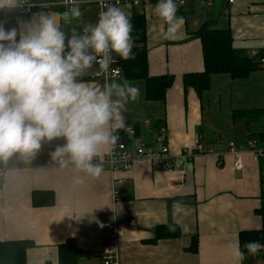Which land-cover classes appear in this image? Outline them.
<instances>
[{
    "label": "crops",
    "instance_id": "crops-1",
    "mask_svg": "<svg viewBox=\"0 0 264 264\" xmlns=\"http://www.w3.org/2000/svg\"><path fill=\"white\" fill-rule=\"evenodd\" d=\"M62 1L26 0L45 9L0 11V23L19 32L40 13H63L65 9L59 7ZM187 2L177 9V17L183 20L174 39L163 37L167 25L155 12L156 2L116 5L130 20L134 14L146 18L149 75L174 76L165 101L148 100L145 80H128L139 88L140 95L123 112L125 126H137L140 140L152 149H158V135L164 137L174 155L170 169L162 163L143 161L129 172L112 173L105 162L107 147L93 161H102V174L91 178L71 164L61 168L51 160L50 153L64 144L63 139L43 142L35 158L16 154L0 161V242H31L34 247L26 252L27 264H58V248L69 240L91 254L78 264H100L108 244L102 227L106 221L118 222L120 264H264V252L245 253L243 261L235 258L240 233L262 230L257 211L264 180L261 164L251 152L236 155L230 151V143L240 148L249 144L247 124L234 120V114L264 115V68L242 79L213 74L209 89L199 95L192 88L186 91L183 84L185 75L204 71L202 45L194 34L205 22H215L221 30L231 29L235 48L250 57L261 48L264 0H238L230 6L225 0H216L210 9L196 0ZM80 8V20L70 24L60 20L68 37L72 29L83 34L85 25L98 20L97 6ZM132 37L135 42L133 33ZM98 69L94 64L84 76L90 78ZM84 82L98 88L104 85L91 78ZM155 124L160 125L153 128ZM263 125L264 121L252 127L263 129ZM197 144L204 147L202 152ZM187 148L193 157L181 158ZM77 177L83 182L76 183ZM114 188L120 191L116 202ZM46 191L55 195L54 203L33 206L32 194ZM162 225H177L180 236L154 242ZM194 236L198 237L197 253L190 252Z\"/></svg>",
    "mask_w": 264,
    "mask_h": 264
},
{
    "label": "clouds",
    "instance_id": "clouds-1",
    "mask_svg": "<svg viewBox=\"0 0 264 264\" xmlns=\"http://www.w3.org/2000/svg\"><path fill=\"white\" fill-rule=\"evenodd\" d=\"M25 2L0 0V11H12ZM65 3L72 7L63 13H40L19 32L0 23V161L16 154L35 158L43 142L63 139L64 144L50 153L51 160L61 168L71 164L77 172L98 178L103 163L93 161L102 149L119 141L117 133L125 129L123 112L139 98L140 90L128 80L106 81L98 88L80 78L94 64L107 71L113 54L133 59V25L124 11L107 4L94 24L84 26L83 34L74 28L68 37L60 20L70 24L83 12L77 0ZM177 9L174 0H158L155 6L167 25L164 39H174L178 33L183 17H177ZM75 182L83 181L77 177ZM261 247L259 241L244 244L249 255ZM235 258L245 259L238 243Z\"/></svg>",
    "mask_w": 264,
    "mask_h": 264
},
{
    "label": "trees",
    "instance_id": "trees-1",
    "mask_svg": "<svg viewBox=\"0 0 264 264\" xmlns=\"http://www.w3.org/2000/svg\"><path fill=\"white\" fill-rule=\"evenodd\" d=\"M181 16V15H179ZM133 34L136 36L132 52L134 58L122 60L117 56V63L121 68V77L124 80H145L148 100L165 101L170 87L174 83V76L152 77L148 72V47L146 33V18L142 14H134L132 20ZM202 45V56L204 59V71L199 74H188L184 76L183 84L186 91L192 88L199 93L209 89V80L213 74H230L235 79H242L252 71L261 67L259 58L250 57L243 49H237L233 43L232 31L218 29L215 22H205L194 34ZM83 81H89V77H81ZM234 120L245 121L249 129L248 147L250 143L255 144V148L264 149V125L263 129L252 127L253 123L264 121V115L257 112L235 113ZM160 125V124H158ZM155 124L153 128L158 126ZM136 130L138 127L135 126ZM161 134V131H157ZM261 164L262 179L264 180V158L259 160ZM33 206L47 207L54 203L55 195L52 192H34ZM261 208L257 211L262 219V230L242 232L239 235L240 250L247 253L244 244L248 241H259L264 245V190L261 194ZM169 226H172L171 228ZM157 237L154 242L163 238L176 239L180 236L178 226L162 225L156 230ZM198 237H192L190 252H198ZM34 245L29 241H7L0 242V264H27V251ZM58 264H78L81 258L89 257L91 254L78 249L73 240H69L59 246ZM261 247L259 252L263 253Z\"/></svg>",
    "mask_w": 264,
    "mask_h": 264
},
{
    "label": "built area",
    "instance_id": "built-area-1",
    "mask_svg": "<svg viewBox=\"0 0 264 264\" xmlns=\"http://www.w3.org/2000/svg\"><path fill=\"white\" fill-rule=\"evenodd\" d=\"M188 0H174L175 3L178 4V8L181 9L185 7ZM227 4L234 5L238 0H225ZM158 3V0H77V4L79 7L85 5H94L99 8V11L106 10L105 6L107 4L112 5H122V4H133L138 5V3ZM202 4L206 9L213 8L216 0H196ZM59 7H62L67 10V8L72 7L71 4H66L65 0L59 3ZM45 9L44 5H31L27 2L23 4L22 7H19L23 12H31L33 9ZM251 57L259 58L261 67L264 68V40H262V46L259 50H255L252 53ZM114 62L110 64L107 71L99 67L98 71L90 76L91 80L100 84H104L106 81L110 82L116 79H122L121 77V68L117 63V56L113 54ZM119 135V141L114 147H109V151L105 156V162L109 165L110 171L112 173L117 172H129L133 168V166L139 162L149 161L153 164H164L167 168H171V165L174 163V155H172V151L170 146L165 143L164 137L158 135L156 138V143L158 145V149L154 150L148 146L146 141H141L135 126L129 125L125 126V129L119 130L117 133ZM197 150L202 152L204 147L197 144ZM248 150L252 153L254 160L259 162L260 159L264 158V149L255 148L254 143H250L249 147L240 148L235 144L230 143V151L236 155L239 153ZM181 158L188 159L192 158L193 154L190 150L184 149L181 152ZM4 169V166L2 167ZM113 198L118 201L120 197V191L117 188L112 190ZM103 229L106 230L108 235V244L101 255L100 264H120L119 263V253H120V238L118 234V222L117 221H106L102 225ZM264 249V247H263Z\"/></svg>",
    "mask_w": 264,
    "mask_h": 264
}]
</instances>
